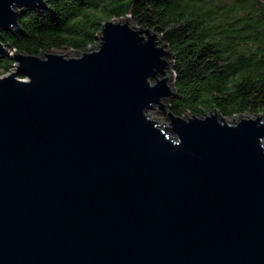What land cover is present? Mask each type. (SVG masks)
I'll return each instance as SVG.
<instances>
[{
    "label": "water",
    "instance_id": "1",
    "mask_svg": "<svg viewBox=\"0 0 264 264\" xmlns=\"http://www.w3.org/2000/svg\"><path fill=\"white\" fill-rule=\"evenodd\" d=\"M28 6L0 0V32ZM96 38L0 40V264H264V113L176 115L156 32L125 15Z\"/></svg>",
    "mask_w": 264,
    "mask_h": 264
},
{
    "label": "trees",
    "instance_id": "2",
    "mask_svg": "<svg viewBox=\"0 0 264 264\" xmlns=\"http://www.w3.org/2000/svg\"><path fill=\"white\" fill-rule=\"evenodd\" d=\"M24 8L19 27L1 31L8 50H83L102 22L129 15L172 54L176 115L218 110L227 118L264 113V0H44ZM14 61L0 53V75Z\"/></svg>",
    "mask_w": 264,
    "mask_h": 264
},
{
    "label": "rangeland",
    "instance_id": "3",
    "mask_svg": "<svg viewBox=\"0 0 264 264\" xmlns=\"http://www.w3.org/2000/svg\"><path fill=\"white\" fill-rule=\"evenodd\" d=\"M98 40L94 43V44H92V45H90L89 47H91V48H95L96 47V45L98 44ZM163 43H160V45H162ZM167 48V47H166ZM64 50H66L64 53H66V54H69V55H77L78 54V51H75L74 49H70V48H63V49H60V50H53V51H58V52H62V51H64ZM11 52H13V51H10V49L8 50V53L9 54H11ZM67 52H69V53H67ZM40 56H42V54H40ZM168 60L170 61L171 60V57H168ZM15 64H16V62L12 65V67H11V69L10 70H12V69H14L15 68ZM167 70H169L170 71V81H169V83L170 84H172L173 83V73L171 72V66H169L168 67V69ZM26 78V77H25ZM159 108V107H158ZM156 106H153L152 108H150V109H148L147 110V114L151 117V118H154V119H158V120H160V121H162V122H166V118H165V116H164V113L162 112V111H160L159 109H158ZM185 116H187V114L185 115ZM234 117V116H233ZM233 117H230V118H227V119H229V120H231V119H233ZM158 122V121H157ZM160 123V122H159ZM163 127H166V128H168L169 127V125H166V124H163V123H160Z\"/></svg>",
    "mask_w": 264,
    "mask_h": 264
},
{
    "label": "built area",
    "instance_id": "4",
    "mask_svg": "<svg viewBox=\"0 0 264 264\" xmlns=\"http://www.w3.org/2000/svg\"><path fill=\"white\" fill-rule=\"evenodd\" d=\"M21 79L26 80L27 78H25V77H21Z\"/></svg>",
    "mask_w": 264,
    "mask_h": 264
},
{
    "label": "bare ground",
    "instance_id": "5",
    "mask_svg": "<svg viewBox=\"0 0 264 264\" xmlns=\"http://www.w3.org/2000/svg\"><path fill=\"white\" fill-rule=\"evenodd\" d=\"M66 50H64V52H65ZM67 53H69V52H67ZM5 54V53H4ZM69 55V54H68ZM76 55V54H75Z\"/></svg>",
    "mask_w": 264,
    "mask_h": 264
}]
</instances>
